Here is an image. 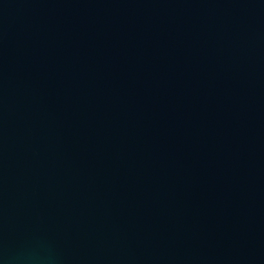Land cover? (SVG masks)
I'll return each mask as SVG.
<instances>
[{"label":"water","instance_id":"1","mask_svg":"<svg viewBox=\"0 0 264 264\" xmlns=\"http://www.w3.org/2000/svg\"><path fill=\"white\" fill-rule=\"evenodd\" d=\"M0 264H264V0H0Z\"/></svg>","mask_w":264,"mask_h":264}]
</instances>
